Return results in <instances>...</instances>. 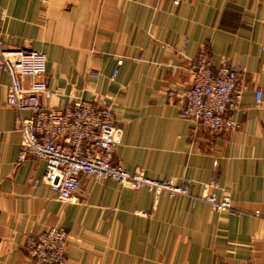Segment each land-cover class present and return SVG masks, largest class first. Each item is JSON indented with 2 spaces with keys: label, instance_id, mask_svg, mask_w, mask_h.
<instances>
[{
  "label": "crops",
  "instance_id": "obj_1",
  "mask_svg": "<svg viewBox=\"0 0 264 264\" xmlns=\"http://www.w3.org/2000/svg\"><path fill=\"white\" fill-rule=\"evenodd\" d=\"M0 34L46 56L44 106L74 99L111 106L122 129L113 162L152 179L213 183L232 210L185 195L154 196L84 174L71 204L40 180L43 164L17 161V112L0 68V264H33L27 236L63 227L64 264H264V0H0ZM240 67L233 130L180 115L166 90L190 83L192 60ZM256 90L260 101L254 100Z\"/></svg>",
  "mask_w": 264,
  "mask_h": 264
},
{
  "label": "built area",
  "instance_id": "obj_2",
  "mask_svg": "<svg viewBox=\"0 0 264 264\" xmlns=\"http://www.w3.org/2000/svg\"><path fill=\"white\" fill-rule=\"evenodd\" d=\"M192 67L190 83L182 90L168 88L167 101L181 99L180 115L212 131L236 129L238 123L228 111L240 108L242 93L237 81L242 69L227 60L214 66L204 48L198 49ZM0 68L9 76L6 106L17 112H29L27 116H17L20 133L17 161L42 162L40 180L58 201L74 202L79 177L84 174L94 180H113L132 189L145 187L154 196L185 195L205 201L216 211L232 210L228 196L217 198L212 192L213 183L204 184L199 194L194 195L188 181L152 179L140 170L129 172L113 162L122 129L111 106L85 99H74L62 107L44 106L43 100L58 92L47 86L44 53L9 46L0 34ZM260 97L261 91L256 90V103ZM67 237L64 228L49 227L27 236L24 252L33 264H64Z\"/></svg>",
  "mask_w": 264,
  "mask_h": 264
},
{
  "label": "rangeland",
  "instance_id": "obj_3",
  "mask_svg": "<svg viewBox=\"0 0 264 264\" xmlns=\"http://www.w3.org/2000/svg\"><path fill=\"white\" fill-rule=\"evenodd\" d=\"M232 207V206H231ZM63 228V227H62Z\"/></svg>",
  "mask_w": 264,
  "mask_h": 264
}]
</instances>
